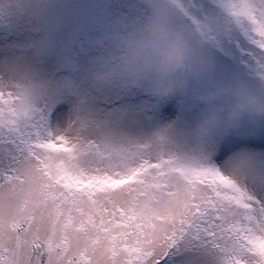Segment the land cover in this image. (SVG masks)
Listing matches in <instances>:
<instances>
[{"label":"snow or ice","instance_id":"snow-or-ice-1","mask_svg":"<svg viewBox=\"0 0 264 264\" xmlns=\"http://www.w3.org/2000/svg\"><path fill=\"white\" fill-rule=\"evenodd\" d=\"M110 7L73 71L33 43L53 0H0V264H264V120L210 127L245 81L207 54L174 70L179 30L208 40L217 13L264 51V0Z\"/></svg>","mask_w":264,"mask_h":264},{"label":"rangeland","instance_id":"rangeland-1","mask_svg":"<svg viewBox=\"0 0 264 264\" xmlns=\"http://www.w3.org/2000/svg\"><path fill=\"white\" fill-rule=\"evenodd\" d=\"M111 0H53V8L39 37L33 41L38 48L58 50L65 66L75 71L72 52L74 44H80L83 38L93 52L101 46L120 23L118 15L110 7ZM218 19L210 25V38L207 40L189 23L179 32L186 49L192 55H208L218 73L237 77L248 82H258L264 64V51L252 42L249 30L233 24L223 13H217ZM10 18L0 22V44L7 39L11 27ZM146 35H151L150 32ZM207 42V43H206ZM202 52L203 55H196ZM68 57V59H66ZM249 84V83H248ZM259 87L260 85H251Z\"/></svg>","mask_w":264,"mask_h":264},{"label":"clouds","instance_id":"clouds-1","mask_svg":"<svg viewBox=\"0 0 264 264\" xmlns=\"http://www.w3.org/2000/svg\"><path fill=\"white\" fill-rule=\"evenodd\" d=\"M175 39L178 49L181 51L177 57L174 70L183 71V65L187 63L188 57L192 54L187 51L182 36L178 35ZM196 55H203V53L199 52ZM228 100H231L232 103L226 112L209 114L207 123L210 127L236 128L245 119L264 120V86L252 87L246 82H239L213 98V102L217 104L226 103Z\"/></svg>","mask_w":264,"mask_h":264}]
</instances>
